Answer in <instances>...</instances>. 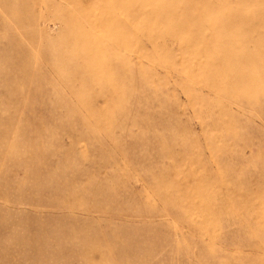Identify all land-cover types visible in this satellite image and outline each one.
Masks as SVG:
<instances>
[{
	"label": "rangeland",
	"instance_id": "obj_1",
	"mask_svg": "<svg viewBox=\"0 0 264 264\" xmlns=\"http://www.w3.org/2000/svg\"><path fill=\"white\" fill-rule=\"evenodd\" d=\"M0 264H264V0H0Z\"/></svg>",
	"mask_w": 264,
	"mask_h": 264
}]
</instances>
